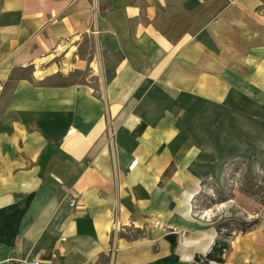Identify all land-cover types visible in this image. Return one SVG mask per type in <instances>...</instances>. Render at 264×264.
Wrapping results in <instances>:
<instances>
[{
	"label": "crops",
	"instance_id": "1",
	"mask_svg": "<svg viewBox=\"0 0 264 264\" xmlns=\"http://www.w3.org/2000/svg\"><path fill=\"white\" fill-rule=\"evenodd\" d=\"M69 52L86 80L36 75ZM259 127L264 0H0V264H190L191 198ZM225 264H264V198Z\"/></svg>",
	"mask_w": 264,
	"mask_h": 264
},
{
	"label": "rangeland",
	"instance_id": "2",
	"mask_svg": "<svg viewBox=\"0 0 264 264\" xmlns=\"http://www.w3.org/2000/svg\"><path fill=\"white\" fill-rule=\"evenodd\" d=\"M94 44L93 39L86 40L83 44L85 53L82 56H93ZM74 46L71 47V51H77L78 47ZM62 50L63 47H60V51ZM78 57L79 54L75 56L72 52L44 53L42 59L37 61L36 75L46 77L56 74V79L51 81L54 83L86 80L92 75L89 69L72 72L70 76L62 75L72 70V61ZM31 72L30 68L26 74L29 75ZM261 128L259 127V130ZM254 130L252 126V131ZM261 133L260 140L251 139V148L244 149L242 155L228 158L215 168L213 176H205L199 192L191 198V216L197 222L194 231L213 233L216 240L225 242L228 248L234 237L242 234L244 230L253 228L260 220L261 201L264 198V130H261ZM240 145L246 144L241 142ZM228 251L229 249L225 253V258ZM193 262L194 258L190 264Z\"/></svg>",
	"mask_w": 264,
	"mask_h": 264
},
{
	"label": "trees",
	"instance_id": "3",
	"mask_svg": "<svg viewBox=\"0 0 264 264\" xmlns=\"http://www.w3.org/2000/svg\"><path fill=\"white\" fill-rule=\"evenodd\" d=\"M253 228L244 230L243 233H246L252 230ZM228 247H229L228 244H226L225 242H220L216 240L211 250L208 253L206 254L197 253L195 255L193 264H199L200 262H202L201 264H212V263L224 264L226 263L225 253L228 249L230 250V248Z\"/></svg>",
	"mask_w": 264,
	"mask_h": 264
},
{
	"label": "built area",
	"instance_id": "4",
	"mask_svg": "<svg viewBox=\"0 0 264 264\" xmlns=\"http://www.w3.org/2000/svg\"><path fill=\"white\" fill-rule=\"evenodd\" d=\"M229 1H230V3H234L236 0H229ZM136 163H137V161H134V163L131 165V167L133 168L136 165ZM74 205H75V201L72 200L71 201V206H74ZM15 260H18V261H20L23 264H26L28 262V259L10 258V259L7 260L6 264H13V262ZM35 264H43V263L40 262V261H36Z\"/></svg>",
	"mask_w": 264,
	"mask_h": 264
},
{
	"label": "bare ground",
	"instance_id": "5",
	"mask_svg": "<svg viewBox=\"0 0 264 264\" xmlns=\"http://www.w3.org/2000/svg\"><path fill=\"white\" fill-rule=\"evenodd\" d=\"M137 164V163H136Z\"/></svg>",
	"mask_w": 264,
	"mask_h": 264
}]
</instances>
